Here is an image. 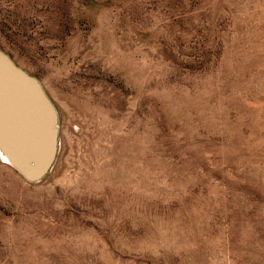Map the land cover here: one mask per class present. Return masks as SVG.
I'll use <instances>...</instances> for the list:
<instances>
[{"label":"rangeland","instance_id":"1","mask_svg":"<svg viewBox=\"0 0 264 264\" xmlns=\"http://www.w3.org/2000/svg\"><path fill=\"white\" fill-rule=\"evenodd\" d=\"M0 49L59 115L0 264H264V0H0Z\"/></svg>","mask_w":264,"mask_h":264},{"label":"water","instance_id":"2","mask_svg":"<svg viewBox=\"0 0 264 264\" xmlns=\"http://www.w3.org/2000/svg\"><path fill=\"white\" fill-rule=\"evenodd\" d=\"M58 117L40 81L0 49V159L28 183L42 181L56 161Z\"/></svg>","mask_w":264,"mask_h":264},{"label":"bare ground","instance_id":"3","mask_svg":"<svg viewBox=\"0 0 264 264\" xmlns=\"http://www.w3.org/2000/svg\"><path fill=\"white\" fill-rule=\"evenodd\" d=\"M6 162V161H5Z\"/></svg>","mask_w":264,"mask_h":264}]
</instances>
